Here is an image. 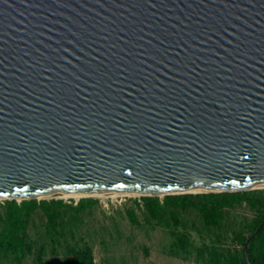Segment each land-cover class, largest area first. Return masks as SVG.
Instances as JSON below:
<instances>
[{
    "label": "water",
    "instance_id": "water-1",
    "mask_svg": "<svg viewBox=\"0 0 264 264\" xmlns=\"http://www.w3.org/2000/svg\"><path fill=\"white\" fill-rule=\"evenodd\" d=\"M258 185L264 0H0L3 201Z\"/></svg>",
    "mask_w": 264,
    "mask_h": 264
},
{
    "label": "trees",
    "instance_id": "trees-1",
    "mask_svg": "<svg viewBox=\"0 0 264 264\" xmlns=\"http://www.w3.org/2000/svg\"><path fill=\"white\" fill-rule=\"evenodd\" d=\"M96 205L94 199H81L76 204L63 200L0 203V264H21L27 256L33 257V264H52L46 260L49 255L57 258L58 264H95L92 249L79 237V229L83 225L81 216ZM242 205L251 211V219L229 223L234 210ZM135 206L142 222L134 209H127L129 222L135 227L145 224L166 230L170 239L168 256H193L196 264H247L243 246L264 220V190L165 196L162 200L143 197ZM37 211L44 217V235L38 242L31 240L28 232ZM190 213L195 218L186 220L185 215ZM192 232L200 244L192 240ZM228 234L233 247L225 244ZM247 258L250 264H264V227L249 240Z\"/></svg>",
    "mask_w": 264,
    "mask_h": 264
},
{
    "label": "rangeland",
    "instance_id": "rangeland-1",
    "mask_svg": "<svg viewBox=\"0 0 264 264\" xmlns=\"http://www.w3.org/2000/svg\"><path fill=\"white\" fill-rule=\"evenodd\" d=\"M141 198L143 197L122 196L49 198L47 200H63L66 204H76L81 199L98 201V205L86 210L81 216L83 225L79 229V237L92 249L95 264H102L105 260H108L110 264H196L193 256L187 259L168 256L170 239L166 230L158 226L149 227L145 224H142L141 227L131 225L125 211L134 209L139 221L142 222L141 212L135 206V204H141ZM158 198L162 200L164 197ZM2 202L4 201L0 198V203ZM251 217V211L242 205L234 210L229 223L236 225L241 219L250 220ZM194 218L195 215L192 213L185 215L186 220ZM28 232L31 240L37 242L44 235V217L41 212L37 211L33 215ZM191 237L197 245L200 244V240L194 232ZM227 237L226 246L233 247L230 235L228 234ZM235 248L239 249V246ZM46 260L52 264H58V259L51 258L50 255L46 257ZM3 264L15 263L5 261ZM21 264H33V257H25Z\"/></svg>",
    "mask_w": 264,
    "mask_h": 264
},
{
    "label": "bare ground",
    "instance_id": "bare-ground-1",
    "mask_svg": "<svg viewBox=\"0 0 264 264\" xmlns=\"http://www.w3.org/2000/svg\"><path fill=\"white\" fill-rule=\"evenodd\" d=\"M257 188H264V185H258ZM191 193L206 192V190H191ZM147 194L140 192H125V193H113V192H104V193H89V194H80V195H71V196H61V195H48L45 197H38L37 199H49V198H90V197H122V196H145ZM165 194H159V197H163ZM18 200H23L25 198H14Z\"/></svg>",
    "mask_w": 264,
    "mask_h": 264
}]
</instances>
